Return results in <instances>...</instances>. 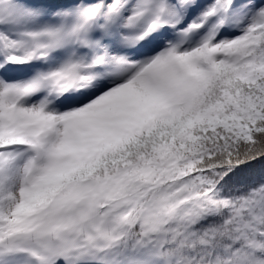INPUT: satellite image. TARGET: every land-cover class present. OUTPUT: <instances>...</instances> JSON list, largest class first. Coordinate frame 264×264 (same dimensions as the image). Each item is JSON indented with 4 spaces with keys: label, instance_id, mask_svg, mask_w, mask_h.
I'll return each mask as SVG.
<instances>
[{
    "label": "snow or ice",
    "instance_id": "obj_1",
    "mask_svg": "<svg viewBox=\"0 0 264 264\" xmlns=\"http://www.w3.org/2000/svg\"><path fill=\"white\" fill-rule=\"evenodd\" d=\"M0 264H264V0H0Z\"/></svg>",
    "mask_w": 264,
    "mask_h": 264
}]
</instances>
